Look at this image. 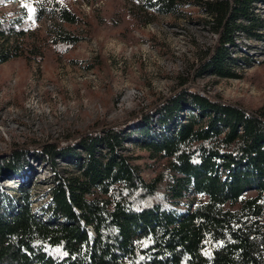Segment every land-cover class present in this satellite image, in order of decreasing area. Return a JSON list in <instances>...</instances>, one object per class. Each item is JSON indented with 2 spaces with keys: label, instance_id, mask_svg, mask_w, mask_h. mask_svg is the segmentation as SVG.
<instances>
[{
  "label": "trees",
  "instance_id": "trees-1",
  "mask_svg": "<svg viewBox=\"0 0 264 264\" xmlns=\"http://www.w3.org/2000/svg\"><path fill=\"white\" fill-rule=\"evenodd\" d=\"M141 3L130 11L140 22L171 15L203 24L217 39L141 113L35 141L33 153L51 170L49 202L34 208L24 186L15 203L0 194V264H264V106L202 95L195 84L240 77L237 40L264 41V0ZM27 7L30 20L50 18L52 26L41 36L23 17L0 21V64L43 61L48 44L68 49L85 38L64 26L84 21L66 2ZM28 150L16 142L0 151L7 156L0 181L27 172ZM143 158L155 171L150 179Z\"/></svg>",
  "mask_w": 264,
  "mask_h": 264
},
{
  "label": "rangeland",
  "instance_id": "rangeland-1",
  "mask_svg": "<svg viewBox=\"0 0 264 264\" xmlns=\"http://www.w3.org/2000/svg\"><path fill=\"white\" fill-rule=\"evenodd\" d=\"M33 1H0V21L23 17L29 28L39 29L44 36L52 20H30L27 6ZM61 1L84 18L77 26H64L85 38L68 49L48 44L43 61L12 57L0 64V151L16 142L29 148L27 172L4 177L0 194L15 203L24 186L36 209L49 202L51 175L49 164L33 153L36 140L86 129L98 120L113 122L132 112L141 113L156 97L172 91L200 47L217 39L203 24L171 15L154 14L147 22L136 20L130 11L139 8L142 0ZM259 6L264 17V4ZM186 10L193 18L201 16L198 7ZM237 41L239 53L233 55L240 77H199L196 87L202 95H219L247 108L264 106V41L243 34ZM127 144L136 154H145L135 144ZM6 158L0 157V164ZM138 162L146 178L154 176L145 158Z\"/></svg>",
  "mask_w": 264,
  "mask_h": 264
},
{
  "label": "built area",
  "instance_id": "built-area-1",
  "mask_svg": "<svg viewBox=\"0 0 264 264\" xmlns=\"http://www.w3.org/2000/svg\"><path fill=\"white\" fill-rule=\"evenodd\" d=\"M140 2V1H139Z\"/></svg>",
  "mask_w": 264,
  "mask_h": 264
}]
</instances>
